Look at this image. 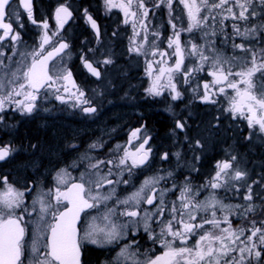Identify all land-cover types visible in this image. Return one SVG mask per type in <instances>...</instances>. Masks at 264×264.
<instances>
[{
	"label": "snow or ice",
	"instance_id": "obj_1",
	"mask_svg": "<svg viewBox=\"0 0 264 264\" xmlns=\"http://www.w3.org/2000/svg\"><path fill=\"white\" fill-rule=\"evenodd\" d=\"M178 2L183 6L186 24L181 16L173 15L176 0H155L151 5L148 0H103L106 12L118 9L123 13L124 24L132 27L129 53L161 57L147 62L146 72L151 83L145 89L146 94L156 98L164 96L167 91L172 101L182 100L184 92L177 86L176 75L180 74L183 82L188 84L189 78L194 79L193 73L204 71L205 65H208L210 70L207 75L212 80L204 82L202 90L199 83L192 88L194 99L204 104H217L218 95L226 96L228 104L223 111L230 114L233 120H245L251 130L245 139H264V90L259 93L253 91L256 74L260 73L261 79H264V0ZM20 3L28 19L37 24L33 18L32 0H20ZM165 10L172 29L167 47L173 50L172 53L160 51L156 40L149 41V34L160 36L158 30L149 32L147 21L150 13L155 16L157 11ZM83 16L85 23L99 38V25L87 8L83 9ZM6 17L9 22H5ZM13 17L19 21L18 13L11 8V0H0V45L8 40L15 46L21 39L11 22ZM54 18L57 28L63 29L73 18L71 6L66 2L59 4ZM177 20L181 21L179 27ZM229 20L232 21L230 26L225 24ZM41 26L43 35L38 49L28 53L31 56L29 64L24 63L23 54L21 60L11 62V57L0 50V69H3L0 72V125L5 123L9 111L19 112L22 116L32 115L40 107L38 101L42 99V90L44 98L51 89L55 99L64 102L60 93H69L71 85L76 89L71 95L76 97L78 104H89L87 99L81 100L85 94L72 79L71 71L56 69L50 73L49 61L68 48V44L59 43L45 52V45L50 44L52 36L59 33L52 32L50 35L46 20L41 22ZM137 28L142 30L143 35ZM194 30H203L201 38L205 39V43H192L189 39L182 45L181 34L193 33ZM218 35H223L233 49L244 55H234L231 60L225 58L216 48L217 41L212 39ZM137 38H140L139 41ZM186 50L188 56L198 60V64L191 69L184 65ZM16 54L13 51V55ZM173 55L174 63L169 65L168 59ZM82 60L85 68L97 79L101 78L100 64L107 66L114 63L110 53L102 61H97L95 66L90 60L83 57ZM154 63L159 67L154 68ZM225 64L229 66L226 68ZM237 66L239 70L234 71ZM154 72L157 73L155 76ZM227 89H231L234 95L228 96ZM82 111L91 114L97 109L88 106ZM215 119L219 121L220 118ZM213 126L218 127V124ZM188 127L186 119L177 118L172 133L176 134L177 130L185 133ZM141 132L142 128L131 132L129 143L132 139L140 140L134 151L117 145L116 155L108 159H96L90 151L81 154L68 166L80 167L87 162L78 179H69L68 167L58 169L53 176V187L36 197L31 208L25 203V193L32 189L20 190L9 182L8 176L0 174V264H88L89 246L115 251V255L102 264H264V191L253 187L258 185L264 189V176L259 180H249L247 169H242L237 163L238 155L229 153L228 159L216 163L214 175L203 185L194 186L190 175L178 184L174 172L169 170L163 175L146 178L139 189L121 198L116 186L127 185L133 169L146 165L152 152L148 146L152 137L146 133L141 137ZM184 139L194 148H203L200 139L191 141L187 135ZM70 147L79 150L75 144ZM97 147L96 143H92L89 150ZM16 151L10 143L0 144V162L8 160ZM174 155L180 161V152ZM161 159L168 160L169 153H163ZM195 159L198 161L200 157ZM198 170L195 166L191 169ZM125 172L129 179L124 178ZM113 176L118 178L113 179ZM169 180L173 181L170 187H160L162 182L167 184ZM233 181L242 183L233 184ZM219 189H234L237 193L245 189L241 196L247 203L226 204L218 196ZM177 191L176 199L168 202V193ZM201 196L203 198L198 199ZM141 205L150 207L143 208ZM88 210H95V214ZM217 211L223 215L218 216ZM33 213H36L37 224L34 234L26 239L27 224L23 221L25 215ZM82 214H85L83 221ZM233 215L246 220L247 224H237L231 219ZM49 216L50 220L47 219ZM120 217L130 219L121 221ZM133 225L136 231L131 230ZM141 228L153 245L163 249L162 254L154 255L155 249L151 247L142 250L139 240L129 238L135 237Z\"/></svg>",
	"mask_w": 264,
	"mask_h": 264
},
{
	"label": "flooded vegetation",
	"instance_id": "obj_2",
	"mask_svg": "<svg viewBox=\"0 0 264 264\" xmlns=\"http://www.w3.org/2000/svg\"><path fill=\"white\" fill-rule=\"evenodd\" d=\"M65 2L71 6L73 18L64 25L63 29H58L54 18L55 8ZM154 2L155 0H148L150 5ZM11 8L19 15L18 22L15 17L11 22L15 31L19 32L21 39L15 46L5 40L3 45H7V47L0 45V50H3L6 56L11 57V62L21 60V54H23L24 63L29 64L31 56L28 53L38 49L44 31L41 22L46 20L49 24V34L51 35L52 32L59 34L52 36V42L45 45V52L59 43L68 44V48L49 64L50 73H54L62 59L69 55L70 58L63 67L67 71H71L72 79L77 87L84 92L85 95L81 100L89 101L88 105L78 104L76 97L71 95L76 91L71 88V85H69V93L63 91L60 93L64 97V102L55 99V94H51V89L48 90L50 94L44 98L42 90V99L38 101L40 105L38 110L34 111L32 115L23 116L19 112L9 111L5 123L0 125V144L10 143L17 149L8 160L0 162V174L8 176L9 182L20 190L32 189L25 193V203L30 208L36 197L53 187V176L56 171L68 167L86 151H90L91 156L96 159H108L115 156L118 144H125L126 147L134 151L140 140L132 139L131 143L129 140L131 132L136 128H142L141 137L145 133L152 137L148 145L152 149L148 163L158 160V157L165 153V143L169 144L181 132L177 130L176 134H173V126H165V111H163V109L165 110V97L163 99L153 98L145 92L151 83L146 72L147 62L159 60L161 57L150 55L145 57L129 53L133 30L130 24H124V16L121 11L113 9L111 12H106L103 0H32L33 18L38 22L33 24L28 19L27 12L20 0H11ZM85 8L99 25V38L85 23L83 16ZM174 8L176 11L173 15H179L182 20L186 21L183 6L179 4L178 0H176ZM168 20L167 10L157 11L155 16L150 13L147 21L149 32L158 30L160 36L153 37L149 34V41L156 40L160 51L172 53L173 50L167 47V38L172 35ZM5 22H9L7 17ZM176 22H180V20ZM21 24L23 27H20ZM225 24L230 26L232 21H225ZM137 31H141L143 35L141 29L137 28ZM202 31L184 32L181 36L199 35L202 34ZM228 31H231L230 27ZM216 37L220 39V42L216 44L220 51L232 48L231 42L225 41L223 35ZM139 39L137 38L138 41ZM181 41L184 45L188 40L182 39ZM13 51L17 54L13 55ZM109 53L114 63L107 66L99 65L100 79L85 71L82 57L93 62L95 66L97 61H102ZM174 60L175 56L173 55L171 59H168V64L171 65ZM5 62L10 63L7 60ZM187 64L188 59H185L184 65ZM158 67L159 65L154 63V68ZM2 71L3 69H0V72ZM156 74L154 72L153 76ZM199 80L201 87L204 82H210V79L205 77ZM88 106L95 107L97 111L91 114L82 111L84 107ZM154 112L157 114L156 120ZM242 128L248 129L244 124ZM184 134L186 132L181 133V135ZM92 143L98 145L97 149L89 150V145ZM73 144L78 146V151L70 147ZM101 144L103 147H99ZM32 145H36V147L33 148ZM86 165L87 162L81 164L80 167H68L71 174L69 179L71 180L73 177L78 179ZM214 169L215 166L212 165L210 177L214 175ZM36 207L38 208L39 205L37 204ZM88 211L92 212V210ZM84 215L82 214V221ZM47 219L50 220L51 217L49 216ZM23 223L27 224V239L34 234L37 224L36 213L31 216L25 215ZM136 239L139 240L142 250L152 248V244L146 246L140 242L139 237ZM148 241L152 243L150 240ZM153 254L158 255L159 252L155 251ZM112 255L113 251L89 246L88 264H102ZM91 256L94 257V261L89 263Z\"/></svg>",
	"mask_w": 264,
	"mask_h": 264
},
{
	"label": "rangeland",
	"instance_id": "obj_3",
	"mask_svg": "<svg viewBox=\"0 0 264 264\" xmlns=\"http://www.w3.org/2000/svg\"><path fill=\"white\" fill-rule=\"evenodd\" d=\"M184 24L187 23V20L184 21ZM178 27L181 24L180 22H176ZM171 27V26H170ZM172 36V35H170ZM169 36V37H170ZM202 34H192V35H187L185 37L181 36L182 39H191L192 43H197L203 45L205 43V39L201 38ZM212 39L216 40L217 42H220L219 37H212ZM183 43V42H182ZM218 44V43H217ZM190 47V45H188ZM218 49V47L216 46ZM219 50V49H218ZM220 51V50H219ZM221 54L227 58V59H232L233 56H243V53H240L239 50L236 49H228L226 51H220ZM187 53V52H186ZM70 58L69 55H66L63 59L62 62L58 65L57 69H64V63L68 61ZM188 59V64L185 66L189 69H191L194 65L198 64V60L196 57H190L186 55V58ZM233 63H237L236 61H233ZM229 65L225 64V67L227 68ZM210 70L208 65H205V70L200 71V72H195L193 73V78L190 79V83L185 84L183 82V77L180 74L176 75V81H178V88L181 89L184 92V96L182 100L178 101H172L170 99L169 93L165 91L164 96L160 97L159 99H163L165 97V111L166 113H169L172 116H183L189 114V109L191 106L201 108L205 111L204 118L200 120L199 122L195 123L194 129L195 131H192V134L190 135L189 139L191 141H194L195 139H200L203 148H194L193 146H190L189 141H186L184 139L185 135L188 136V134L181 135V139L177 141L176 139H173L171 142H169L170 149L168 150L167 153H169V159L168 160H162L161 156L158 157V160L154 161H149V163L141 169H133V175H131L130 182L125 185V184H119L116 186L117 194L123 198L130 193L136 191L139 189L143 183V181L146 178L153 177L157 174L163 175L166 171H173L175 174V182L176 183H181L178 182L180 181L183 177L187 175V173H191L193 175H197L196 171H191L192 167L195 166L197 168L199 160L197 161L195 159L196 156H201L205 153H209L210 150L213 148V165L215 166L218 161H223L225 159H228V154L229 153H234L238 155V164L242 169H247L248 171V178L249 180H259L261 178V172L264 167V160H256V159H250V157L241 154V152L236 148L237 143L234 140L235 137L233 136L236 132L237 136H240L243 139V141H248L245 139L247 134L251 131L250 129H244L242 128V125L239 122V120H233L230 117V114L225 113L223 111L224 108L227 107L228 101L226 96L223 95H218L216 97L218 103L217 104H204L201 103L199 100L194 99V93L192 91V88L199 83L200 85V90H202L201 84H200V78H207L212 80V77L207 75V71ZM234 71L239 70V67H235L233 69ZM253 83H254V88L253 91L256 93H259L260 91L264 90V79H261L260 73H257L256 76L253 78ZM243 87V86H242ZM226 93L228 96L234 95L231 89H227ZM219 117V121H217L215 118ZM225 121H229L227 123V129H231V132H226L223 128L225 125ZM245 121V120H243ZM246 122V121H245ZM218 124V127H214L213 125ZM245 126L247 125V122L244 124ZM220 127V128H219ZM219 128V133L216 132L217 129ZM129 135V134H128ZM215 140V145H213V140ZM222 138V139H221ZM256 137H253V139ZM258 138V144L262 146V152L264 153V139ZM243 143V142H242ZM123 147H126L125 144H118ZM128 148V147H127ZM131 150V148H129ZM166 152V151H165ZM180 152L181 154V159L180 161H177L176 156L174 153ZM122 154V153H121ZM102 167H104L102 165ZM115 169H113L114 171ZM105 171L107 169L105 168ZM181 172V174H179ZM215 172V169H214ZM264 176V175H262ZM207 177V176H206ZM113 179H117L118 177L113 176ZM124 178L129 179V175L127 172L124 173ZM210 175L208 178H202L203 182L196 184V186H200L205 184L209 179ZM172 180H169L167 184H164L163 182L161 183L160 187H170L172 184ZM233 184H239L242 182H236L233 181ZM111 187V186H109ZM254 189L256 190H261V188L258 185L253 186ZM218 191V196L219 198L223 199L224 203L226 204H242L244 200L242 199L241 193L245 191V189H241L240 193L235 192L234 189H230L228 191H225V189H219ZM178 195V191L176 193L169 192L167 195V201L171 202L172 200L176 199V196ZM203 197H198V199H202ZM143 208H148L150 206L148 205H141ZM92 214H95V210H92ZM203 215V213H201ZM217 215L221 216L223 213L220 211H217ZM130 218L127 217H120L121 221L124 220H129ZM245 223V224H244ZM240 222L239 225L243 226L246 225L247 222ZM131 230L136 231L135 225L132 226ZM144 234L142 228L137 231V235L135 237H129L130 239H136L139 235ZM121 243H126V241H122ZM191 243V241H190ZM152 248L155 249V251L159 252V254H162L163 249L159 245H153ZM118 250V249H117ZM154 251V252H155ZM115 255V251H113V255Z\"/></svg>",
	"mask_w": 264,
	"mask_h": 264
},
{
	"label": "trees",
	"instance_id": "obj_4",
	"mask_svg": "<svg viewBox=\"0 0 264 264\" xmlns=\"http://www.w3.org/2000/svg\"><path fill=\"white\" fill-rule=\"evenodd\" d=\"M204 115H205V111L203 109L198 108V107H194V106L190 107L189 114L183 115V116H180V115L179 116H172L169 113L165 112V126H173V128H174L175 120L177 118H184V119L187 120L188 125H189V127H188V129L186 131V134H188V137H190V135L192 134V131H195V129H194L195 123H197L200 120H202L204 118ZM156 117H157V114H156V112H154V119L155 120L157 119ZM238 120H239V122H236V124L240 123L241 125H243V124L246 123L245 121H243V119H238ZM227 123H229V121H225V123H224L225 125L223 126V128L228 133V132H231V129H227L226 128L227 127L226 126ZM219 128L216 131L218 133L220 131ZM233 136L235 137L234 140L237 143L236 148L241 152V154H244L247 157L249 156L250 159L253 158V159H256V160H264V153L262 152V146H260L258 144V138L257 137L252 139V140H248V141L245 142V141H243L244 138L236 135V132H235V134ZM180 137H181V133H178V136H177L176 140L179 141L181 139ZM215 140H216V138L213 140V145H215L214 144ZM213 148L210 150L209 153H205V154H203L201 156V158L199 160V163H198V166H197V169H199L197 171V173H198L197 175H193L191 173H187V175L191 176V179H192V182H193L194 186H196V184H198V183L203 182L202 178H208L209 175L211 174L213 160H214L213 159L214 158V156H213V154H214L213 153ZM169 149H170L169 144L165 143V151L168 152ZM179 174H181V172ZM262 175H264V167H263V170L261 172V176ZM183 179H184V177L178 182H182ZM259 191H264V189H261ZM246 203L247 202L244 201L242 204H246ZM240 211H242V209ZM231 219H233L237 224H239L240 222H243V223L247 222L246 220L240 219L236 215H233L231 217ZM138 237L140 238V242H142L144 245L149 246V245L152 244V243H150L148 241V238H147L146 234H141ZM93 261H94V257L93 256L89 257V263H92Z\"/></svg>",
	"mask_w": 264,
	"mask_h": 264
},
{
	"label": "water",
	"instance_id": "obj_5",
	"mask_svg": "<svg viewBox=\"0 0 264 264\" xmlns=\"http://www.w3.org/2000/svg\"><path fill=\"white\" fill-rule=\"evenodd\" d=\"M58 45H59V44H58ZM58 45H57V46H58ZM51 50H52V49H51ZM51 50H49V51H51ZM62 53H63V52H61L59 55L55 56L52 60H50V61H49V64H50L54 59H56L57 57H59ZM49 64H48V66H49ZM83 67H84L85 71H86L89 75H91V73L87 70V68H85L84 63H83ZM91 76H93V75H91ZM144 166H145V165H144Z\"/></svg>",
	"mask_w": 264,
	"mask_h": 264
}]
</instances>
